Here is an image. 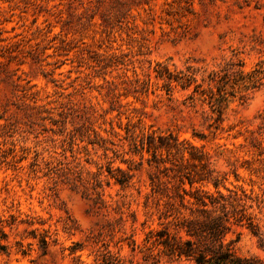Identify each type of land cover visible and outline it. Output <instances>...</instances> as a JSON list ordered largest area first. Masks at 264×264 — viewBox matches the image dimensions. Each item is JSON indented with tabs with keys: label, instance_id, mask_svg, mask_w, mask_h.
<instances>
[{
	"label": "rangeland",
	"instance_id": "rangeland-1",
	"mask_svg": "<svg viewBox=\"0 0 264 264\" xmlns=\"http://www.w3.org/2000/svg\"><path fill=\"white\" fill-rule=\"evenodd\" d=\"M158 62L196 81L168 94ZM199 84L224 95L220 120L207 94L189 98ZM153 131L201 150L224 192L259 197L264 232V0H0V264H97L106 250L194 264L147 256L151 178L172 165L141 148ZM238 234L239 255L264 259V234Z\"/></svg>",
	"mask_w": 264,
	"mask_h": 264
},
{
	"label": "trees",
	"instance_id": "trees-1",
	"mask_svg": "<svg viewBox=\"0 0 264 264\" xmlns=\"http://www.w3.org/2000/svg\"><path fill=\"white\" fill-rule=\"evenodd\" d=\"M155 71L156 76L164 80L163 86L168 94L173 92L174 82L186 88L196 81L191 67L186 72L174 73L166 64L158 62ZM211 75L210 80L215 81L218 75ZM135 82L138 84L140 80ZM201 87V84L196 85L189 98L194 99L195 94H207L213 106L219 104L216 108L220 120L223 115L220 103L224 95L220 93V97H216L212 90L208 93ZM223 89L219 87L220 92ZM140 144L142 149L151 152L152 159L149 161L156 166L167 161L172 164L161 170L168 178L166 182L161 181L159 175L151 178L152 193L148 199H153L158 226L150 228L145 238L148 257H157V260L162 255L185 258L194 264H264V259L258 256L238 254L236 243L240 234L235 239L229 238L235 226H246L256 235L264 234L261 220L253 211L254 202L262 209L263 201L259 197H253L245 189L226 187L227 192H224L220 188L222 179L210 168L207 156L189 141L180 140L173 132L145 133ZM159 151H166L168 159L161 158ZM171 155L174 157L169 158ZM119 171L121 175H113L116 181L123 186L129 185L132 175L121 169ZM95 180L94 187L101 186L98 185L100 180ZM210 184L215 190L208 188ZM40 241L43 247L49 244L46 235ZM130 245L135 248L136 241L133 240ZM154 249H158L157 254H154ZM97 261V264H123L119 255L111 250L102 253Z\"/></svg>",
	"mask_w": 264,
	"mask_h": 264
}]
</instances>
